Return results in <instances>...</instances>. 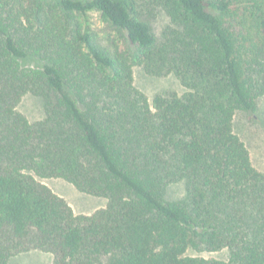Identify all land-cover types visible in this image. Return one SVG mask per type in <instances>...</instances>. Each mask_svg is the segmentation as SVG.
Instances as JSON below:
<instances>
[{
    "label": "trees",
    "instance_id": "obj_1",
    "mask_svg": "<svg viewBox=\"0 0 264 264\" xmlns=\"http://www.w3.org/2000/svg\"><path fill=\"white\" fill-rule=\"evenodd\" d=\"M134 67L185 92L150 103ZM260 102L264 0H0V264H264V172L234 131ZM37 178L107 203L76 215Z\"/></svg>",
    "mask_w": 264,
    "mask_h": 264
},
{
    "label": "rangeland",
    "instance_id": "obj_2",
    "mask_svg": "<svg viewBox=\"0 0 264 264\" xmlns=\"http://www.w3.org/2000/svg\"><path fill=\"white\" fill-rule=\"evenodd\" d=\"M168 24L169 19L163 12H159L151 20V25L157 35H160ZM25 62L26 65H30V61ZM133 84L137 90L145 94L150 103L157 95L170 93L182 95L185 92V88L174 75L151 76L146 73L143 67L133 68ZM17 111L23 114L30 123H34L44 115L43 102L41 98L33 94H25L17 106ZM234 131L248 148L254 167L258 171L264 172V103H259L256 113L252 116L242 112L237 113L234 118ZM37 179L47 185L56 195L63 198L76 215H90L96 210L105 207L107 203V199L82 193L63 179ZM184 195V184L179 182L167 187L164 199L166 201H176L184 197ZM188 254L221 261L229 259V251L227 249L217 252H196L190 250ZM9 264H53V258L50 254L33 250L12 257L9 260Z\"/></svg>",
    "mask_w": 264,
    "mask_h": 264
}]
</instances>
